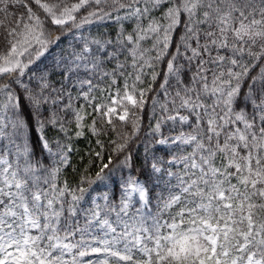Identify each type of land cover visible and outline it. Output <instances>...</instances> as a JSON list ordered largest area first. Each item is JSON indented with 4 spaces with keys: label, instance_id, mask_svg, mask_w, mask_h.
<instances>
[{
    "label": "snow or ice",
    "instance_id": "6c2138e0",
    "mask_svg": "<svg viewBox=\"0 0 264 264\" xmlns=\"http://www.w3.org/2000/svg\"><path fill=\"white\" fill-rule=\"evenodd\" d=\"M0 264H264V0H0Z\"/></svg>",
    "mask_w": 264,
    "mask_h": 264
},
{
    "label": "trees",
    "instance_id": "16d2710c",
    "mask_svg": "<svg viewBox=\"0 0 264 264\" xmlns=\"http://www.w3.org/2000/svg\"><path fill=\"white\" fill-rule=\"evenodd\" d=\"M104 31H111V29H105ZM58 79V77H57ZM91 119V118H89ZM116 123L119 125V121H116ZM99 126V125H98ZM119 130V129H118ZM109 136L112 138H115V135L113 133H109ZM109 137L102 136L101 139L104 140L105 144H107ZM95 137H92L91 135H86L83 139L80 140H74V151L71 153L70 156V166L65 170L66 177L69 180H73L75 178H78V175L83 169L88 165L90 156L89 153L92 149L99 150L97 145L95 144ZM136 144H139V141H136ZM96 166L94 165L90 171H95Z\"/></svg>",
    "mask_w": 264,
    "mask_h": 264
}]
</instances>
